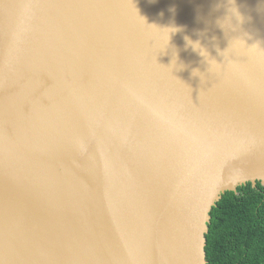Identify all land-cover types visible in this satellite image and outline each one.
Wrapping results in <instances>:
<instances>
[{
  "label": "water",
  "instance_id": "1",
  "mask_svg": "<svg viewBox=\"0 0 264 264\" xmlns=\"http://www.w3.org/2000/svg\"><path fill=\"white\" fill-rule=\"evenodd\" d=\"M235 4L226 34L227 0H0V264H207L215 203L264 186V50L216 51L264 47V0Z\"/></svg>",
  "mask_w": 264,
  "mask_h": 264
},
{
  "label": "trees",
  "instance_id": "2",
  "mask_svg": "<svg viewBox=\"0 0 264 264\" xmlns=\"http://www.w3.org/2000/svg\"><path fill=\"white\" fill-rule=\"evenodd\" d=\"M207 264H264V186L226 191L210 211Z\"/></svg>",
  "mask_w": 264,
  "mask_h": 264
},
{
  "label": "clouds",
  "instance_id": "3",
  "mask_svg": "<svg viewBox=\"0 0 264 264\" xmlns=\"http://www.w3.org/2000/svg\"><path fill=\"white\" fill-rule=\"evenodd\" d=\"M235 20V25L232 24V20ZM244 22V17L242 16L239 9L236 7L235 0H227V12L222 18H218L216 23L217 26L222 29L226 34L229 31H236L237 28ZM165 29H172L170 32H177L180 31L177 27H171V28H165ZM168 33V35H169ZM247 35V34H245ZM216 37H211V40H215ZM184 40L186 42V47H191V49L198 53L199 56L203 57V59L208 64L207 71H210L216 66H219L221 63H218L215 58L211 57L208 49L201 43L200 39L193 40L189 36H185ZM244 49L247 51H255V50H264V47L260 46V43H254L252 45H247L246 40L244 36H236L233 37L229 41L228 47L224 51H220V49L217 47L216 51L224 57V54L229 51V49H232L233 52L238 51L239 49ZM193 76H199L201 78L202 73H200L199 69H193L192 71Z\"/></svg>",
  "mask_w": 264,
  "mask_h": 264
},
{
  "label": "bare ground",
  "instance_id": "4",
  "mask_svg": "<svg viewBox=\"0 0 264 264\" xmlns=\"http://www.w3.org/2000/svg\"><path fill=\"white\" fill-rule=\"evenodd\" d=\"M261 29V28H260ZM262 37H264V34H263V36ZM227 54V52L225 53V55Z\"/></svg>",
  "mask_w": 264,
  "mask_h": 264
}]
</instances>
